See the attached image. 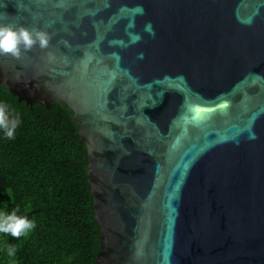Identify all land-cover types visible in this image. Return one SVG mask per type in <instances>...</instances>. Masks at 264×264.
I'll use <instances>...</instances> for the list:
<instances>
[{
	"label": "water",
	"instance_id": "obj_1",
	"mask_svg": "<svg viewBox=\"0 0 264 264\" xmlns=\"http://www.w3.org/2000/svg\"><path fill=\"white\" fill-rule=\"evenodd\" d=\"M0 22L51 34L0 84L72 112L93 264H264V0H0Z\"/></svg>",
	"mask_w": 264,
	"mask_h": 264
},
{
	"label": "trees",
	"instance_id": "obj_2",
	"mask_svg": "<svg viewBox=\"0 0 264 264\" xmlns=\"http://www.w3.org/2000/svg\"><path fill=\"white\" fill-rule=\"evenodd\" d=\"M0 100L23 121L14 140L0 138V207L19 206V214L35 218L37 225L19 240L0 234V249L6 244L18 249L15 261L0 251V264H93L99 227L91 211L86 148L72 112L56 103L46 108L18 101L1 84ZM8 188L14 200L5 193Z\"/></svg>",
	"mask_w": 264,
	"mask_h": 264
},
{
	"label": "clouds",
	"instance_id": "obj_3",
	"mask_svg": "<svg viewBox=\"0 0 264 264\" xmlns=\"http://www.w3.org/2000/svg\"><path fill=\"white\" fill-rule=\"evenodd\" d=\"M151 31V25H148ZM51 40V34L38 27H26L23 24L19 26L12 23L0 22V56L11 55L19 59L24 52L30 51L34 46L41 49H47ZM22 118L9 103L0 100V138L14 140L16 130L22 124ZM5 193L14 200L11 188L5 190ZM5 207H0V234L11 236L19 240L27 238L36 228L35 218L30 219L27 214H19L20 207L17 206L11 211ZM29 204L26 212L30 210ZM0 251H3L9 259L15 261L17 247L6 244ZM71 259V258H69Z\"/></svg>",
	"mask_w": 264,
	"mask_h": 264
}]
</instances>
